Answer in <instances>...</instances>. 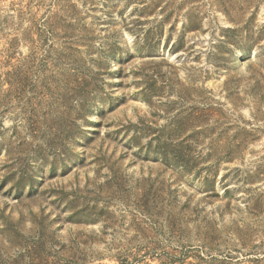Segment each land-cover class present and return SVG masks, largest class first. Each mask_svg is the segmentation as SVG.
I'll list each match as a JSON object with an SVG mask.
<instances>
[{
	"label": "rangeland",
	"instance_id": "374dc122",
	"mask_svg": "<svg viewBox=\"0 0 264 264\" xmlns=\"http://www.w3.org/2000/svg\"><path fill=\"white\" fill-rule=\"evenodd\" d=\"M0 264H264V0H0Z\"/></svg>",
	"mask_w": 264,
	"mask_h": 264
},
{
	"label": "trees",
	"instance_id": "16d2710c",
	"mask_svg": "<svg viewBox=\"0 0 264 264\" xmlns=\"http://www.w3.org/2000/svg\"><path fill=\"white\" fill-rule=\"evenodd\" d=\"M190 150H188V151L186 150L184 152H182L181 150L180 151L178 150L177 153H174V154L172 153V155L170 157H168L167 159L169 161L173 162V164L183 163V165L184 164L186 165L190 162V160L192 161V156H194V154ZM184 154H185V156H184Z\"/></svg>",
	"mask_w": 264,
	"mask_h": 264
}]
</instances>
